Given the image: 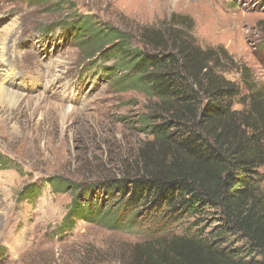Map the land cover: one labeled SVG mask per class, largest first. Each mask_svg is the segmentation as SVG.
I'll use <instances>...</instances> for the list:
<instances>
[{
  "label": "rangeland",
  "instance_id": "374dc122",
  "mask_svg": "<svg viewBox=\"0 0 264 264\" xmlns=\"http://www.w3.org/2000/svg\"><path fill=\"white\" fill-rule=\"evenodd\" d=\"M173 14L193 19L201 47L223 46L232 68L247 66L254 85L264 84V0H0V90L7 91H0V264H122L135 245L152 239L156 211H127L128 196L104 183L143 168L142 150L153 141L145 119L155 103L130 87L113 44L97 53L92 38L112 25L129 32L132 48L145 49L143 28L162 27ZM75 15L89 16L94 29L43 34ZM224 75L248 93L239 71ZM259 171L264 203V166ZM57 183H64L60 194ZM35 190L41 194L34 202L23 198ZM76 200L102 220L80 219L69 236L57 238L66 214L78 211ZM113 217L118 228L108 227ZM229 229L219 211L207 208L184 215L164 236L196 235L240 259L262 258Z\"/></svg>",
  "mask_w": 264,
  "mask_h": 264
},
{
  "label": "trees",
  "instance_id": "16d2710c",
  "mask_svg": "<svg viewBox=\"0 0 264 264\" xmlns=\"http://www.w3.org/2000/svg\"><path fill=\"white\" fill-rule=\"evenodd\" d=\"M74 17L75 21L61 24V32L79 29V35H85L94 29L89 16ZM194 26L189 16L173 14L162 27L143 28L145 49L132 48L129 32L112 25L92 38L97 53L113 44L112 53L129 69L130 87L153 99L156 109L145 119L153 138L151 148L156 150H142L143 168L135 177L104 183L110 193L128 196L122 202L127 211L153 210L158 218L150 224L152 239L135 245L122 264H264V203L259 194L264 84L254 85L247 66L232 68L233 57L223 46L201 47L192 34ZM55 29L46 28L43 34ZM234 70L244 77L248 93L224 75ZM237 104L243 108L236 109ZM63 185L59 183L57 189L61 191ZM25 197L34 201L36 193ZM75 204L78 211L68 212L56 234L72 228L74 218L101 222L100 215H90V207L79 200ZM207 208L219 211L229 231L240 232L262 258L240 259L196 235L164 236L184 215ZM123 216V210L117 213L119 220ZM112 220L108 227L116 228Z\"/></svg>",
  "mask_w": 264,
  "mask_h": 264
},
{
  "label": "clouds",
  "instance_id": "9594fccd",
  "mask_svg": "<svg viewBox=\"0 0 264 264\" xmlns=\"http://www.w3.org/2000/svg\"><path fill=\"white\" fill-rule=\"evenodd\" d=\"M57 28L55 29V30H52V31H49V33H48V35H50V34H52V33H54L57 29H60V31H61V29H62V26H56ZM63 33V32H62ZM45 35V34H44ZM70 41H72V39L70 40ZM90 67H92V66H90ZM50 186H51V183H50ZM36 188V186H34V189ZM34 193H36V197H35V199H38V197L40 196V194H41V192L40 191H34ZM33 193V194H34ZM60 193H62V191H59V192H56V194H60ZM30 201V200H29ZM34 202V201H33ZM68 215V213L66 214V216ZM65 216V217H66ZM65 217H64V219H65ZM64 219H63V221H62V223H61V225L58 227V228H56L55 229V231H54V235L58 238V237H62V236H66V235H70V232L73 230V228H63L62 230H63V234H61V233H59V234H56V232L57 231H61V228H62V226H63V224H64ZM75 219V224L74 225H76V223H78L79 222V220L80 219H78V218H74ZM67 229V230H66Z\"/></svg>",
  "mask_w": 264,
  "mask_h": 264
},
{
  "label": "bare ground",
  "instance_id": "6f19581e",
  "mask_svg": "<svg viewBox=\"0 0 264 264\" xmlns=\"http://www.w3.org/2000/svg\"><path fill=\"white\" fill-rule=\"evenodd\" d=\"M4 39H5V42H7V40H8V37H4ZM10 39H12V37H10ZM1 40V39H0ZM3 40V39H2ZM4 48H5V46H4ZM5 52V51H4ZM7 52V51H6ZM0 60H2V61H4L5 60V56H2V58L0 59ZM1 88V87H0ZM7 89V88H6ZM2 93L3 92H7V91H5V89H1L0 90ZM12 93V92H11ZM5 93H3V95H4ZM7 94V93H6ZM9 94V93H8ZM14 94V93H13Z\"/></svg>",
  "mask_w": 264,
  "mask_h": 264
}]
</instances>
